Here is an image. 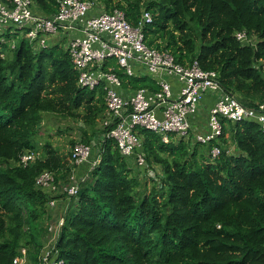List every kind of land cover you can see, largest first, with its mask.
Returning a JSON list of instances; mask_svg holds the SVG:
<instances>
[{
	"label": "trees",
	"instance_id": "1",
	"mask_svg": "<svg viewBox=\"0 0 264 264\" xmlns=\"http://www.w3.org/2000/svg\"><path fill=\"white\" fill-rule=\"evenodd\" d=\"M31 1L44 17L58 11V0ZM87 1L105 12L123 11L132 26L149 11V47L181 65L197 60L244 106L264 103V0ZM243 30L255 44L235 38ZM15 35L0 34V264H12L23 247L36 248L27 256L38 264L44 229L38 225L51 198L35 178L48 171L66 184L75 169L70 153L36 143L44 115L81 122V143L89 144L105 117L104 93L77 85L64 41L33 50L22 38L10 48ZM114 72L125 89H158L150 78ZM222 129L213 159L203 157L199 143L189 151L182 139L163 143L140 131L146 163L162 170L160 185L145 193L132 173L136 167L105 138L99 162L88 172L84 167L87 176L64 212L55 244L62 264H264V133L251 120L222 122ZM25 150L41 158L19 166Z\"/></svg>",
	"mask_w": 264,
	"mask_h": 264
},
{
	"label": "built area",
	"instance_id": "2",
	"mask_svg": "<svg viewBox=\"0 0 264 264\" xmlns=\"http://www.w3.org/2000/svg\"><path fill=\"white\" fill-rule=\"evenodd\" d=\"M33 6L31 0H0V34L19 30L33 50L64 41L59 40L62 33L78 34L64 37V46L77 72V85L88 90L100 87L104 93L105 117L100 120L98 141L76 143L71 147L70 163L75 167L88 163L90 171L100 160L101 142L111 138L122 158L145 170L147 163L140 131L159 136L163 143L191 137L190 119L209 95L215 100L208 111L207 131L204 134L203 130L198 131L193 137L196 143L213 144L209 150L212 159L220 152L216 144L222 136V122L255 121L264 133V103L254 107L242 105L235 95L222 88L216 72L203 70L197 60L188 65L176 63L169 52L145 43V28L152 22L149 11L142 10L136 25L132 26L123 11L105 12L93 1L58 0V11L50 17L40 15ZM235 38L241 43L255 44V39L244 30L236 32ZM110 60L115 66H105ZM115 69L128 77L150 78L158 89L154 92L125 89ZM38 158L41 155L36 150H25L17 163L26 167ZM73 176L66 184H57L51 172L43 171L34 183L48 195H65L68 205L79 192V182ZM47 206L53 208L54 201L49 200ZM62 224L63 216L54 230L57 232L55 240L44 246L38 264H62L55 249ZM27 259V249L23 247L12 264H27Z\"/></svg>",
	"mask_w": 264,
	"mask_h": 264
},
{
	"label": "rangeland",
	"instance_id": "3",
	"mask_svg": "<svg viewBox=\"0 0 264 264\" xmlns=\"http://www.w3.org/2000/svg\"><path fill=\"white\" fill-rule=\"evenodd\" d=\"M15 32L17 33V35H15V37L11 38L7 42V45L10 48L12 45H15V43H17L20 39L23 38V34L18 33L19 30H15ZM0 42H5V41H3V39L1 38ZM48 42H49V44H51V41H48ZM61 43L63 44L64 42H61ZM100 126H101V121L99 120L97 125H96L97 133H98V130L100 129ZM83 129H84V125L81 122L73 121V120H69V119H60L56 116H53L50 114H45L44 118H43V122H42L41 127H40L41 133H40V136L37 137L38 142H36V143L38 144V146H40L42 144V142L49 141L50 144L53 145V147H55L56 149H58L60 153L65 154L66 157H68L69 153H70V149H71L70 142H72L74 144L81 143ZM202 129H203V131L201 133L204 134L207 130H205V127H203ZM86 131H87V133H90L89 130H86ZM97 135L95 138H92V140H94L96 143L98 141ZM140 138L142 140V137H140ZM183 141H184V143H185V145L189 151L192 150V148L194 147V145L196 143L194 137L193 136L189 137V135L187 137H185L183 139ZM40 142H41V144H39ZM174 142L176 143L177 141H174ZM228 143H230V140H228ZM209 150H210V148L208 145L199 144V152L202 153L204 158L208 157V155L210 153ZM234 150H235L234 146H231L229 148V153H231V154L234 153ZM84 167H86V169L89 168V164L88 163L83 164V168ZM76 168L80 169V168H82V165L76 166L75 169ZM132 173L137 177L138 181L140 182V185H141L139 188L140 193H145V192L149 191L154 185L157 187L160 185L159 181L162 178V170H161V167L159 165L150 163V164H147V168L145 170H141V169L136 168V172L133 171ZM73 174H74L73 178H75V180L79 182L78 176H80V175H76L75 171H73ZM59 196H64V195H59ZM64 200H65V198H64ZM47 215H48V211H47ZM47 215L44 216L43 219L40 220V223L38 225L40 228L41 227L44 228L43 232L39 236L41 239L39 241V245H40L39 246L40 250L38 253L39 255L43 251V248L47 243L51 244L55 240L57 232L53 231V229L57 225L58 219L61 216H63V212L56 214L53 217V219H51L52 218L51 216L49 217ZM55 223H56V225H55ZM47 228L48 229L51 228V230H52V233H50L49 236H48V233L51 231L49 230L47 233ZM27 250H29V254H34V252L36 251V248L32 247V248L27 249ZM27 264H37V263H35L34 260L31 257H29L27 259Z\"/></svg>",
	"mask_w": 264,
	"mask_h": 264
},
{
	"label": "crops",
	"instance_id": "4",
	"mask_svg": "<svg viewBox=\"0 0 264 264\" xmlns=\"http://www.w3.org/2000/svg\"><path fill=\"white\" fill-rule=\"evenodd\" d=\"M73 36H77L78 34H73V33H62V35L60 36L59 40H64V43L66 44V39H64L65 36H69V37H72ZM53 43H57V42H53ZM174 88H176V86L173 84ZM130 90V89H129ZM214 100H215V97L214 96H207L204 101L201 103V106L199 107V110L197 112V114L192 117L190 119V123H191V134L192 136H194V134L196 132H201L203 129V127L205 126V129H206V123H207V118H208V111L210 109V107L213 105L214 103ZM231 147V146H230ZM229 147V148H230ZM233 148V147H232ZM92 158V157H91ZM73 171H75V174L76 175H80L78 176V180L87 176V172L89 171V169L87 170V172H85L84 168H83V165H82V168H76L74 169ZM74 175V174H73ZM59 195H62L60 193H56V194H50V200H53L54 201V207L53 208H50V207H46L47 208V211H48V215L47 216H51L53 219V217L60 213V212H63L67 206V199L64 200L65 198V195L64 196H59ZM56 225V223H55ZM57 228V226L54 227L53 231ZM51 231L48 233V231ZM47 233H48V236L50 233H52V230L51 228L48 229L47 228Z\"/></svg>",
	"mask_w": 264,
	"mask_h": 264
}]
</instances>
